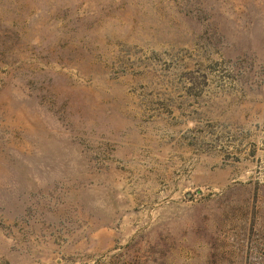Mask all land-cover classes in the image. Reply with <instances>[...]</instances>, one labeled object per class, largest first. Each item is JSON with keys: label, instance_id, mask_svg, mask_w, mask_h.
Instances as JSON below:
<instances>
[{"label": "rangeland", "instance_id": "374dc122", "mask_svg": "<svg viewBox=\"0 0 264 264\" xmlns=\"http://www.w3.org/2000/svg\"><path fill=\"white\" fill-rule=\"evenodd\" d=\"M0 264H264V0H0Z\"/></svg>", "mask_w": 264, "mask_h": 264}]
</instances>
